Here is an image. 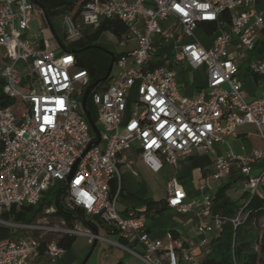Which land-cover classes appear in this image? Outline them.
I'll return each instance as SVG.
<instances>
[{"label":"built area","instance_id":"obj_1","mask_svg":"<svg viewBox=\"0 0 264 264\" xmlns=\"http://www.w3.org/2000/svg\"><path fill=\"white\" fill-rule=\"evenodd\" d=\"M38 16L43 17V11L31 0H0V80L3 95L15 101L14 111L0 107V225L38 236L36 245L20 239L0 247V264H36L41 258L54 264L65 255L58 241L77 236L110 243L137 264H203L195 248L172 231L151 237L143 211L130 209L124 216L117 211L120 155L134 149L157 173L164 164L175 165L193 153H213L216 144H224L241 126H254L264 143V49L258 58L251 57L256 33L264 25V0L259 6L257 0H88L78 20L71 13L60 17L63 37L70 43L103 20L117 19L126 28L115 38L127 51L117 55L107 82L89 94L100 136L97 145L81 111L84 92L74 94L76 85H90L89 74L76 66L72 53L33 43L27 33ZM201 25L215 26L208 48L194 35ZM167 48L171 56H164ZM179 65L205 70L201 93L180 94L174 71ZM243 69L258 78L259 98L246 99L238 79ZM263 158L264 153L254 149L215 159L212 179L221 180L235 166L242 191L249 196L232 217L212 214L208 195L186 200L176 179L168 181L166 207L198 218L196 248L206 254L209 235L218 236L225 223L235 232L244 222L243 209L264 185V168L252 174ZM126 163L132 165L133 160ZM57 183L65 189L64 208L75 218L73 224L55 216L53 205L29 222L1 218L11 207H36ZM76 211L99 221L117 241L83 229ZM46 236L56 239L46 241Z\"/></svg>","mask_w":264,"mask_h":264},{"label":"crops","instance_id":"obj_2","mask_svg":"<svg viewBox=\"0 0 264 264\" xmlns=\"http://www.w3.org/2000/svg\"><path fill=\"white\" fill-rule=\"evenodd\" d=\"M261 0H257V5L259 6ZM34 22V21H33ZM198 27L197 29H199ZM196 29V30H197ZM201 29V28H200ZM204 33L203 29H201ZM207 34V33H206ZM213 38L215 36V32L212 34ZM27 36L31 40H37L40 35L39 32L34 31L31 28V24L27 33ZM257 47L256 51L251 55L252 58H258L260 53L264 49V25L257 31ZM196 38V37H195ZM197 39V38H196ZM198 40V39H197ZM199 41V40H198ZM39 44L43 43V41H38ZM199 43H201L199 41ZM212 44V41H211ZM58 46V45H57ZM57 46H53L54 49ZM59 51L60 48L58 47ZM3 59V51L0 49V66L1 60ZM176 73V81L179 87V92L183 96L192 97L199 93H201L206 87V74L203 68H199L197 70H191L187 66L184 65V68L176 69L174 68ZM189 79L188 81L184 80V74L188 73ZM244 75V80H240L244 85V90L247 94L246 99L252 100L255 98H259L262 95L260 88L258 87V78L248 76L246 70H242ZM1 82V80H0ZM236 150H240L241 153H237L233 151V147ZM258 149L264 153V143L260 141L258 132L256 128L252 125H245L239 127L233 136L227 138L224 144H216L214 146L213 153L207 154H198L193 153L191 156L178 161L175 165L164 164L162 169L159 172H163L165 174V194H166V186L170 179L175 178L180 190L185 195L186 200L197 199L204 195H208L212 202L214 200L215 194L221 187L225 185H229V189L232 183L236 181H241V176L235 166H232L231 171L225 175L221 180L215 181L212 179V173L214 168V161L217 157H225L229 152H233L236 154H250L252 150ZM132 159L133 164L129 165L126 163L127 160ZM120 164H119V172L123 170V175H121V186H122V206L120 209V214L122 216L125 213L132 209L135 211L144 212L145 214V225L146 232L153 238H160L163 236L165 231H172L175 235L179 236L183 243L186 246L191 248H195L194 252L204 253L199 248H196L198 244L199 237L195 235L194 230L195 226L198 222L197 216L194 213H189L186 216H181L175 213L173 210L166 208L165 211L161 213H155L154 211H146V200L152 201H165L166 196L162 199H155L151 195L154 194V191L148 188L146 185L132 184V178L137 176L136 171L133 169L135 166L145 167L150 172H152L144 162L137 156L134 149L131 151L120 155ZM264 168V158L257 162L252 168V174L257 175ZM157 172V173H159ZM154 173V172H152ZM154 173V174H157ZM132 177V178H131ZM135 182V181H134ZM228 189V190H229ZM227 190V191H228ZM126 195L124 196V192ZM243 191L241 193L235 194V197H229L232 201L237 202V206H240L244 201L245 197H243ZM256 195L264 198V185L261 186ZM211 213L213 214L212 210ZM8 216L11 220L12 217L9 216V210L5 211L1 218ZM209 220V219H207ZM0 225V247L7 245L9 242L14 241L13 237H6V232ZM106 232V230H105ZM214 238L212 235L208 236V240ZM20 240V239H19ZM17 241V240H16ZM198 249V250H197ZM205 254V253H204ZM130 264H137L135 260L131 258Z\"/></svg>","mask_w":264,"mask_h":264},{"label":"trees","instance_id":"obj_3","mask_svg":"<svg viewBox=\"0 0 264 264\" xmlns=\"http://www.w3.org/2000/svg\"><path fill=\"white\" fill-rule=\"evenodd\" d=\"M40 7L44 15H46L48 21L51 23L53 20H57L65 14L71 13L75 20H78L79 12L83 5L88 0H31ZM201 29L206 31L208 35H212L215 32V26L213 25H201ZM125 26L117 19L103 20L99 26L93 31H84L83 39L89 43L94 44L99 37L109 32L114 37H118L125 33ZM43 45V44H41ZM68 51H73V47H65ZM82 47V46H81ZM76 66L80 69L86 70L89 74V84L96 80L97 69L90 60L85 58L82 54L74 55ZM118 56L114 55V62H116ZM111 60V59H110ZM91 96V95H89ZM15 101L6 98L2 93V81L0 82V107L4 109H11L14 111ZM87 107V103H86ZM90 111V109L87 107ZM16 113V112H15ZM91 113V111H90ZM17 114V113H16ZM92 117V115H91ZM93 121L97 123V119L92 117ZM229 189V185H225L218 189L215 194L212 203L213 214L232 217L240 209L241 206H237V202L232 201L226 192ZM115 191V184L111 185V193ZM47 193L54 194V203L44 207L45 203L38 204V209L35 213H39L43 208L50 206L56 207L55 216L65 220L68 224H73L75 218L71 213L64 208V204H61L60 198L63 195L65 197V189L59 185L55 193L53 187L50 188ZM245 200L248 199V194L243 193ZM146 211H154L155 213H161L166 210V202L146 200ZM32 207L22 206L21 208L11 207L9 209V216L12 217L14 222H25L26 213L32 210ZM247 214L244 222L235 230L230 223H225L220 234L211 239L208 252L205 254L202 260L203 264H264V231L256 235V238L252 240L251 231L262 221H264V198L257 195H253L250 198L249 203L243 209ZM76 221L85 230L92 228L95 231L97 226L102 227L109 234L108 229L102 226L99 221L86 218L81 211H76ZM29 222V221H27ZM75 241V237H65L58 241V245L62 248L69 249ZM257 248L255 251L254 248ZM122 264V263H119Z\"/></svg>","mask_w":264,"mask_h":264},{"label":"rangeland","instance_id":"obj_4","mask_svg":"<svg viewBox=\"0 0 264 264\" xmlns=\"http://www.w3.org/2000/svg\"><path fill=\"white\" fill-rule=\"evenodd\" d=\"M51 26L54 30V33L56 35V38L61 42L62 45L65 47H73L76 50H82L88 46H94V48H90L82 52L81 54L90 60L92 63H94L98 76L101 77L105 74L107 67L110 63V56L109 53H112L113 55L117 56L120 53H123L127 51L125 48H121L117 44V39L110 34L109 32L103 33L99 39L94 44H89L83 39V35L80 39L75 40L73 42H66L63 33L64 29L61 23V20H53L51 21ZM31 28L39 32L40 37L37 40H34V44H38V41H43V44L50 50H53L55 52H60L57 46L56 38L54 37L53 33L51 32L48 24L45 22L44 18L41 16H38L34 22L31 23ZM86 31V30H85ZM90 32L91 30H87V32ZM178 34V32H176ZM195 37L201 42V44L208 48L211 46V41H213V35H208L204 33L200 28L195 30L194 32ZM53 46H57L56 49H54ZM82 46V47H81ZM164 56H171V49L167 48L164 51ZM177 70L184 68V65H179L175 67ZM115 72V66L113 67L111 74ZM190 72L185 73L184 80L188 81ZM247 75L249 76L250 73L247 72ZM239 80H244L243 72L239 73L238 75ZM87 86L85 85H76L75 86V95L78 93V91H85ZM135 97H132L128 100V108L130 107V104L133 100H135ZM87 107L91 111V115L94 119H96V111L95 107L93 105L92 97L89 96L87 99ZM233 147V146H231ZM233 151H236L237 153H241L240 150H236L235 147L232 148ZM133 169L136 171L137 176L132 178L133 181L131 183L134 185L142 183L146 185L148 188L152 189L154 191V194L151 196L155 199H162L166 196L165 194V174L163 172H159L157 174H154L150 172L145 167H139L138 165L133 167ZM120 174L123 175V170L120 171ZM135 181V182H134ZM59 184H55L53 187V192L57 190V187ZM124 192V191H123ZM242 192V183L241 181H236L232 183L230 189L227 191V195L229 197H236L235 194H239ZM126 193L124 192V196ZM237 198V197H236ZM122 196L119 198L117 202L116 209L118 212H120L121 204H122ZM45 203L44 207H47L49 204L54 203V194L53 193H45L43 195V199L41 200V203ZM61 204L65 205V198L62 195L60 198ZM38 205L36 207H33L32 210L28 211L26 213V219L27 221H32L37 218H39V213H36L38 209ZM44 209V208H43ZM3 220L7 222H14L11 220L8 216L2 218ZM56 220H51V223L55 222ZM56 223V222H55ZM5 230L6 237H13L14 241L19 239H24L32 243V245H36L37 243V235L32 234L31 232L22 229V228H15L11 226H3L1 230ZM98 234L102 237H105L108 241H117V237L115 235H110L105 232V230L97 226ZM264 231V221L260 222L252 231V240L256 238V235L260 234ZM56 238H53L52 236H46L44 237V240L50 241ZM198 250V249H197ZM199 252V251H198ZM194 252L196 255V259L198 261H202L205 257L204 253H198ZM131 256L123 251L120 250L110 243L103 242V241H94L90 240L85 236H77L75 238L74 243L72 246L65 251V255L58 260L54 264H119V263H127L130 262ZM36 264H53L50 262L49 259L41 258L39 261L36 262Z\"/></svg>","mask_w":264,"mask_h":264},{"label":"water","instance_id":"obj_5","mask_svg":"<svg viewBox=\"0 0 264 264\" xmlns=\"http://www.w3.org/2000/svg\"><path fill=\"white\" fill-rule=\"evenodd\" d=\"M43 18L45 20V22L48 24L51 32L53 33L54 37L56 38V35L54 33V30L51 26V23L48 21L46 15H44L43 13ZM56 41H57V45L58 47L60 48V50L64 53H72L73 55H76L78 53H82L84 52L85 50L87 49H90V48H94V46H88L82 50H73V51H68L67 49H65L63 47V45L61 44V42L56 38ZM109 56H110V63L107 67V70L105 72V74L103 75L102 78H99V79H96L93 83H91L89 86H87V88L85 89L84 93H83V96L81 98V102H80V106H81V111L84 113L90 127H91V130L93 132V134L95 135L96 137V140L94 141V145H97L100 141V136H99V130H98V127L96 125V123L93 121L92 117H91V113L90 111L87 109L86 107V103H87V99L89 97V94L91 93V91L97 87V85H99L100 83H104L105 81H107V79L109 78L110 74H111V71L113 69V65H114V55L112 53H109ZM90 147L87 148L86 152L89 150ZM75 169V167H74ZM70 180V177L67 178V181ZM94 232H96L95 230H93ZM84 264V263H83Z\"/></svg>","mask_w":264,"mask_h":264},{"label":"flooded vegetation","instance_id":"obj_6","mask_svg":"<svg viewBox=\"0 0 264 264\" xmlns=\"http://www.w3.org/2000/svg\"><path fill=\"white\" fill-rule=\"evenodd\" d=\"M74 50H76V49H74ZM78 54H81V53H78ZM78 54H77V55H78ZM102 77H103V76H101V77L98 76V72L96 73V79H99V78H102ZM106 82H107V81H105L104 83H106Z\"/></svg>","mask_w":264,"mask_h":264}]
</instances>
